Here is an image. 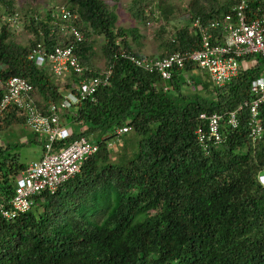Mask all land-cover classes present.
Instances as JSON below:
<instances>
[{
	"label": "trees",
	"instance_id": "16d2710c",
	"mask_svg": "<svg viewBox=\"0 0 264 264\" xmlns=\"http://www.w3.org/2000/svg\"><path fill=\"white\" fill-rule=\"evenodd\" d=\"M154 1L132 0L128 10L139 22L156 21ZM158 1L169 23L170 8ZM19 2L0 0V81L26 77L47 111L65 94L48 68L29 56L38 44L50 52L73 36L62 34L63 21L54 8L45 16L30 12L23 18ZM239 2L189 0L178 6V14H188L187 23L168 37L166 26H159V56L200 48L191 22L220 18ZM63 7L78 16L70 24L84 34L75 51L89 68L86 76L101 72L92 60L93 36L105 40L110 85L101 86L95 99L81 102L77 119L70 117L79 127L70 139L95 135L99 150L54 193L36 196L31 210L11 220L0 218V264H264V104L259 107L263 134L256 142L249 136L247 111L240 113L238 128L223 127L224 140L209 155L195 135L200 113L234 110L250 97L264 59L246 57L239 75L222 87L205 71L186 79L185 72L201 70L196 65L174 69L172 78L163 80L123 56L155 55L134 50L129 37H139L137 28L117 26L118 14L106 0H65ZM16 14L32 34L27 45L10 38L11 21L4 17ZM185 85L195 91L186 92ZM199 85L211 97L200 95ZM2 95L0 89V99ZM26 123L25 111L10 105L0 114V133ZM122 127L131 129L114 133ZM108 133L112 135L103 138ZM116 137L123 142L114 160L110 141ZM29 142L43 148L46 138ZM21 145H0V202L7 205L28 166L17 150Z\"/></svg>",
	"mask_w": 264,
	"mask_h": 264
},
{
	"label": "built area",
	"instance_id": "2783aa9c",
	"mask_svg": "<svg viewBox=\"0 0 264 264\" xmlns=\"http://www.w3.org/2000/svg\"><path fill=\"white\" fill-rule=\"evenodd\" d=\"M249 0H240L233 7V12L215 18L208 22L196 19L191 22V29L200 38L201 47L195 50L179 51L171 55L142 58L126 52L123 56L130 59L138 67L156 71L163 80L173 76L174 69H183L187 65H196L206 71L218 87L237 77L241 62L248 56L260 55L264 58V13L252 15L248 10ZM261 11V8H258ZM62 34L73 36L70 42H58L48 52L43 44H38L29 58L39 67L48 68L50 74L56 77L70 76V88L63 100L51 103L44 110L43 102L35 93V87L29 79L14 76L7 82L0 81L3 95L0 99V114L10 105L23 109L27 116V125L38 136H44L43 154L37 161H32L21 172L17 179L14 197L6 202H0V218L11 220L20 213L31 210L35 197L43 192L54 193L58 187L69 178L81 171L84 162L99 149V144L86 136L75 138L69 143L64 142L58 150H54L60 140H65L70 134L62 125L61 117L67 113L78 116L81 102L95 99V94L101 86L110 85L112 69L99 72L95 76H86L89 68L81 63L76 53V43L84 40V34L77 26L70 24L78 16L65 7L58 10ZM18 14L9 20L17 22ZM14 18V20H11ZM91 71V70H90ZM250 97L234 111L202 112L196 136L204 150L223 142V127L236 128L239 125V111L248 109L250 118V137L253 141L261 138L263 126L259 119V107L264 104V73L252 81ZM130 127H122L114 133L117 135L129 131ZM56 143V144H55Z\"/></svg>",
	"mask_w": 264,
	"mask_h": 264
},
{
	"label": "rangeland",
	"instance_id": "374dc122",
	"mask_svg": "<svg viewBox=\"0 0 264 264\" xmlns=\"http://www.w3.org/2000/svg\"><path fill=\"white\" fill-rule=\"evenodd\" d=\"M164 5L167 4L166 7H169L168 10V20L169 23H166V17L162 16L157 18L156 21H148V22H139L131 16L129 12V5L132 0H106L111 6H114L115 12L118 14V22L117 26H122L125 28H137L138 30V38L129 37V41L134 48L135 51H140L142 53H147L148 55L151 54L158 56L160 54L159 49V42L155 39V34L158 31V28L161 24L166 26L167 28V37L174 32L175 27H178L180 24L187 23L186 19H188V14L186 13H177V7H183L189 0H160ZM65 0H20L18 4V11L20 12V16L23 18H27L26 13L28 16L29 13H36L41 12L43 16L47 11H51L54 8V14H58V8L63 6ZM157 3V5L155 4ZM157 7L159 1L156 0L154 3ZM160 9V7H158ZM35 10V11H33ZM5 15L4 20H7V23L10 22L9 19L6 18ZM11 20H14L12 18ZM25 21V19H23ZM23 20H17V22L12 23L11 21V39L14 40L16 43L27 45L29 41L32 40V34L25 28ZM95 43L92 47V60L95 65L99 68L102 72L108 68V61L103 53V44L105 42L104 38L93 36ZM206 72V71H205ZM185 78L192 81V76L203 75V70L194 69L188 72H185ZM55 82L62 87L64 90L66 84L70 81V76H66L63 78L53 76ZM194 85V84H193ZM193 85H185V91L191 92L192 90L195 91ZM196 87V86H195ZM199 94L202 96H209L206 91H202L200 85L198 86ZM65 92V91H64ZM38 94V93H37ZM38 98L42 100V97L38 94ZM72 129L75 130L79 127L71 125ZM81 127V126H80ZM110 135V133L104 135V137ZM38 134L33 132L30 127H27L23 124H16L15 126L10 127L7 130H4L0 133V145H7V144H15L21 143L22 145L17 147V150L20 154L21 161L25 163H30L32 161L38 160L42 155V145L37 142H27L30 138L37 139ZM94 137H96L94 135ZM28 139V140H27ZM122 139L119 137L113 138L110 143V147L114 149V157L113 159L116 160L118 156H120V146L122 145ZM263 176V175H261Z\"/></svg>",
	"mask_w": 264,
	"mask_h": 264
},
{
	"label": "clouds",
	"instance_id": "9594fccd",
	"mask_svg": "<svg viewBox=\"0 0 264 264\" xmlns=\"http://www.w3.org/2000/svg\"><path fill=\"white\" fill-rule=\"evenodd\" d=\"M254 1H256V3H257V5L254 7L255 8V10L254 9H252L251 8V4H254L255 2ZM254 2V3H253ZM156 5H157V3H155ZM155 4H153V10H154V14H155V17L156 18H159V17H162V14H161V11H160V9L155 5ZM62 7V6H61ZM151 8V7H150ZM258 8H261V11H258ZM58 10H59V8H58ZM248 10L250 11V13L252 14V12H253V14L252 15H254V14H256V15H263V13H264V0H249V7H248ZM232 12H233V10H232ZM231 12V13H232ZM230 13V12H229ZM227 14V13H226ZM225 14V15H226ZM222 16H224V14H222L221 15V17ZM60 17V16H59ZM213 20V19H212ZM148 23H151V22H148ZM190 27H191V25H190ZM149 56H151V55H149ZM159 56V55H158ZM252 56H256V55H252ZM260 56V55H259ZM262 57V56H261ZM263 58V57H262ZM264 59V58H263ZM243 61H245V59L243 60ZM247 64V63H246ZM38 66V65H37ZM50 73V72H49ZM263 73H264V68H263V72H262V74L261 75H263ZM208 74V73H207ZM52 76H54L53 74H51ZM260 75V76H261ZM210 76V75H209ZM259 76V77H260ZM56 77V76H55ZM259 77H257V78H259ZM60 78V77H59ZM256 79V78H255ZM254 80V79H253ZM213 81V80H212ZM67 86H69V87H67V89L66 90H63V92H64V94H66L67 92H68V90H69V88H70V85L69 84H66ZM251 95V94H250ZM37 96H38V94H37ZM248 99V98H247ZM246 100V99H245ZM242 104V103H241ZM240 104V105H241ZM239 105V106H240ZM263 105V104H262ZM238 106V107H239ZM237 107V108H238ZM236 108V109H237ZM235 110V109H234ZM234 110H229V111H234ZM243 111H247L248 112V128H249V136H250V124H249V122H250V118H251V114L249 113V111H248V109H244V110H242V111H239V113H238V120H239V123H240V113L241 112H243ZM224 112H226V111H224ZM201 114V113H200ZM73 117L74 119H77V117H74L73 115H70L69 113H67V114H65V115H63L62 117H61V122H62V125L64 126V128H66L67 129V131L69 132V136L65 139V140H60V141H58L57 143H59V144H61L62 146L64 145L63 143L64 142H66V144L67 143H69L70 141H72L70 138L72 137V135H73V132H74V130L72 129V127L70 126V127H67L66 126V124H67V122L66 121H68L69 119H70V117ZM259 119H260V110H259ZM71 120V119H70ZM261 121V120H260ZM71 123V125H73V126H75V124H73L72 122H70ZM82 123V120L81 121H79V122H76V125L77 124H81ZM23 125H27V123L26 124H23ZM28 126V125H27ZM239 126V125H238ZM238 126L236 127V128H238ZM263 126V125H262ZM29 127V126H28ZM231 127V126H230ZM232 128V127H231ZM236 128H232V129H236ZM34 132V131H33ZM223 134H225V131L223 132ZM39 135V134H38ZM110 135H112V134H110ZM195 135H196V130H195ZM109 136V135H108ZM224 137H225V135H223ZM42 137H44V136H42ZM87 137V136H86ZM89 138H91V139H93V140H95L96 142H97V140H96V138L94 137V135H89L88 136ZM107 137V136H106ZM262 137V136H261ZM41 138V136H39V137H37V139H36V141L37 140H39ZM103 138H105L104 136H103ZM196 138H197V136H196ZM251 138V137H250ZM260 139V138H259ZM251 140H252V138H251ZM30 141V140H29ZM29 141H28V143H29ZM46 141H47V139H46ZM253 141V140H252ZM253 142H256V141H253ZM110 143H111V141H110ZM222 143V142H221ZM221 143H219L218 145H220ZM56 144V143H55ZM218 145H213V146H211L210 147V149H208V150H204L202 147V149H203V152L206 154V155H209V153L211 152V150H212V148L213 147H217ZM201 146V145H200ZM61 147V146H60ZM43 149H44V146H43V148H42V154H43ZM57 150H58V148H57ZM99 150V149H98ZM96 154V153H95ZM94 155V154H93ZM92 155V156H93ZM41 157H42V155H41ZM40 157V158H41ZM91 157V156H90ZM89 157V158H90ZM39 158V159H40ZM88 158V159H89ZM87 159V160H88ZM35 161H37V160H35ZM29 164V163H28ZM82 169V168H81ZM79 173V172H78ZM261 175H263V176H261ZM260 180H261V182L264 184V173H261L260 174ZM64 183V182H63Z\"/></svg>",
	"mask_w": 264,
	"mask_h": 264
},
{
	"label": "crops",
	"instance_id": "0c3cea01",
	"mask_svg": "<svg viewBox=\"0 0 264 264\" xmlns=\"http://www.w3.org/2000/svg\"><path fill=\"white\" fill-rule=\"evenodd\" d=\"M143 54H144V53H143ZM145 54L148 55L147 53H145ZM150 55H151V54H150ZM66 122H67L66 126H67V127H70V126H71V123H70L71 120L69 119V120L66 121ZM26 126H27V125H26ZM27 127H28V126H27ZM37 137H39V136H37ZM27 140H28V139H27ZM29 140H31V138H30ZM29 140H28V141H29ZM28 141H27V142H28Z\"/></svg>",
	"mask_w": 264,
	"mask_h": 264
}]
</instances>
